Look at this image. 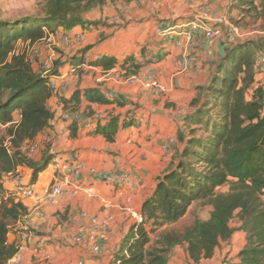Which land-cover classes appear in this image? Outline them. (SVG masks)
<instances>
[{
    "label": "crops",
    "instance_id": "1",
    "mask_svg": "<svg viewBox=\"0 0 264 264\" xmlns=\"http://www.w3.org/2000/svg\"><path fill=\"white\" fill-rule=\"evenodd\" d=\"M231 1L107 0L102 10L90 18L94 23L70 31L61 29L72 39L68 47L43 45L46 55L58 50L57 59L63 64L59 74H68V78L61 92L49 101L54 113L49 130L36 141L39 150L34 158L39 161L44 152H49L53 160L32 185L37 198L21 199L29 214L9 234L8 242L17 244L19 251L8 264H110L134 226L124 212L128 198L141 210L156 188V179L176 163L182 146L178 133L184 130L185 118L194 110L193 101L200 88L208 85L228 46L222 38L213 44L201 40L178 47L177 37L163 38L157 30L192 19L201 11L229 17ZM104 56L118 60L134 57L141 68L136 76L122 78L120 67L104 71L90 65ZM141 80H157L163 90L146 88ZM87 89L112 94L128 104L117 107L84 103L74 109L62 103L76 91ZM65 116L77 119L67 120ZM110 116L120 119L112 143L98 133L99 124ZM127 121L133 123L125 127ZM123 172L141 175L145 188L129 191L98 180ZM19 173L25 183L31 184L30 169L20 168ZM59 184L63 193L58 202L48 203L47 196ZM5 187L14 190L13 176L5 180ZM81 213L110 225L108 239L99 243L100 254L92 250L88 239L91 222ZM77 236L84 237L82 243L75 242ZM234 236H241L242 242L229 256L231 264L246 243L243 232L237 231ZM228 252L230 248L224 257ZM219 258L216 253L213 259L200 264H213ZM169 264L181 262L173 257Z\"/></svg>",
    "mask_w": 264,
    "mask_h": 264
},
{
    "label": "trees",
    "instance_id": "2",
    "mask_svg": "<svg viewBox=\"0 0 264 264\" xmlns=\"http://www.w3.org/2000/svg\"><path fill=\"white\" fill-rule=\"evenodd\" d=\"M46 1L45 14L39 20L0 21V124L6 126L0 139V264H8L18 253L19 246L9 243L8 237L29 214L15 191L5 187V177L28 168L33 185L53 160L44 152L37 161L23 146L36 143L50 128L54 113L49 108L53 96L49 80L55 75H45L25 54L17 55V44L35 43L48 33L90 24L83 15L107 3ZM237 10L264 21V0H232L229 17L233 23ZM263 50L264 43L253 41L225 50L208 85L200 88L193 101L194 110L185 118L184 130L178 133L182 146L176 163L156 179L153 194L142 204L144 223L130 229L110 264H169L173 249L180 245H186L190 260L200 264L212 259L222 242H229L237 231L243 232L246 243L234 264H264V85L255 86L256 52ZM90 65L104 71L120 67L122 78L136 76L141 68L134 57L118 60L104 56ZM54 73H59L58 68ZM250 89L253 96L249 100ZM62 103L74 109L84 103L128 104L118 97L109 100L98 89L78 90ZM132 123L127 121L124 126ZM119 128V117L110 116L99 124L98 133L112 143ZM7 137L10 148L4 145ZM228 185L229 191L219 192ZM199 202L212 208L208 220H196L181 233L168 229L186 218ZM236 216L241 225L233 229Z\"/></svg>",
    "mask_w": 264,
    "mask_h": 264
},
{
    "label": "built area",
    "instance_id": "3",
    "mask_svg": "<svg viewBox=\"0 0 264 264\" xmlns=\"http://www.w3.org/2000/svg\"><path fill=\"white\" fill-rule=\"evenodd\" d=\"M229 26L231 31V39L237 40L243 37L242 29L239 25L232 24L228 21L227 17H217L212 16L206 11H201L196 15L193 20H184L179 24L169 27L167 29H158L157 34L163 38L167 37H177V46L182 47L186 42L201 41L204 40L209 44H213L221 37L223 31L222 27ZM80 39V37H77ZM72 42L71 37L65 33L63 30H58L54 33H48V35L35 43L31 41H19L17 44L16 54L26 55L30 63L37 69L44 72L45 75L51 74L54 69V64L57 59V54L52 52L50 55H45L43 51V45H56L61 44L63 47H68ZM187 61L183 63L185 67ZM257 69L260 72H264V56L258 58ZM68 74H60L52 76L49 80V88L53 95L59 92L60 88L65 85ZM142 84L149 89L163 90L161 85L157 80L144 81L141 80ZM109 100H113L114 96L112 94H104ZM50 108V106H49ZM72 118L70 116H65V119L69 120ZM77 119V117L72 118ZM6 128V126L0 124V130ZM6 148H10V137L4 143ZM39 150V145L37 143L23 146V151L34 155ZM83 166L76 171L78 175ZM109 186H117L126 188L129 191H138L145 188V181L135 172H123L120 174H108L98 179ZM14 191L20 199H36L37 193L32 185L25 183L22 175L17 174L13 176ZM62 185H55L49 195L47 196V201L50 204H56L58 199L63 193ZM124 212L133 221L135 226L142 225L145 218L140 210L136 209L132 204V198H128V203L124 207ZM81 216L85 219H89L91 222V231L88 236L89 242L91 244L92 250L95 253L100 254L102 249L100 247V242L107 240L110 235V225L106 222H101L97 217H91L88 213H81ZM84 237H75V242L82 243Z\"/></svg>",
    "mask_w": 264,
    "mask_h": 264
},
{
    "label": "rangeland",
    "instance_id": "4",
    "mask_svg": "<svg viewBox=\"0 0 264 264\" xmlns=\"http://www.w3.org/2000/svg\"><path fill=\"white\" fill-rule=\"evenodd\" d=\"M46 4H47L46 0H0V21L15 22L26 18L39 20L45 14ZM102 8H95L94 10L84 14L83 15L84 20L87 21V23L93 22L94 20L91 21L90 18L94 16V14L99 13V11H101ZM223 17H227V16H223ZM232 17L235 20V22L233 23L230 20V17H227L228 21H230V23L232 24L239 25L244 35L242 38H239L237 40H232L229 26L227 25L225 27H222L223 33L221 37L217 39V41L222 38H225V42L228 45L226 49H231L232 47H238L250 41L257 42L260 44L264 43V21L258 20L255 17V15L245 17L238 10L233 13ZM189 20H193V18ZM54 51L56 52V54L58 53V50L57 51L54 50ZM256 55L257 58L264 56V50L257 51ZM61 65L63 64L60 61H58V59H56V62L54 64V69L52 70L51 74L57 76L60 75L59 73L55 74L54 72L57 68L61 67ZM256 74L257 76H256L255 86L256 87L263 86L264 72H260L259 70H256ZM159 84L162 87V84L161 83ZM63 87L64 86L60 88L59 92H61ZM252 96H253V89H250V91H248L247 93V98L250 100ZM4 134H5V128L0 130V139H3ZM7 139H9V137H7L4 142H6ZM10 176L12 175L6 176L5 180L8 179ZM229 189H230V185L219 189V192H227L229 191ZM211 211L212 208L210 206H206L202 202H199L193 206V208L191 209L190 213L186 218H184L178 224L169 227L168 229L170 230L175 229L177 232L181 233L186 228L191 226L196 220H202V221L208 220L210 218ZM239 224L240 222L238 221V217L236 216L231 223V227L233 229H237L239 228ZM153 241H156V236L153 237ZM241 242H242L241 236L239 238L234 236L229 242H222V245L219 248L221 250V254L219 250L216 251L217 255L218 256L220 255V258L217 260V262H212V263L231 264L232 258H230L229 256L234 253L235 251L234 249L238 250L240 248ZM229 248H230V252H228L224 257V254ZM173 250L174 251H172L171 255L169 256L170 262L172 261L173 257L174 258L176 257L178 261L181 262V264H190L186 245L177 246Z\"/></svg>",
    "mask_w": 264,
    "mask_h": 264
}]
</instances>
